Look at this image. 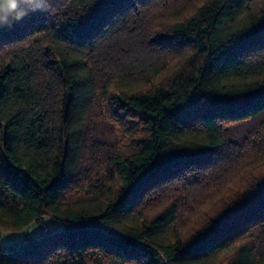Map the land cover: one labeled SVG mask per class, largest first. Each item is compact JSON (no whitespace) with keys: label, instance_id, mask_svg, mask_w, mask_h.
<instances>
[{"label":"trees","instance_id":"1","mask_svg":"<svg viewBox=\"0 0 264 264\" xmlns=\"http://www.w3.org/2000/svg\"><path fill=\"white\" fill-rule=\"evenodd\" d=\"M44 216L0 264H264V0H51L0 29V232Z\"/></svg>","mask_w":264,"mask_h":264},{"label":"rangeland","instance_id":"2","mask_svg":"<svg viewBox=\"0 0 264 264\" xmlns=\"http://www.w3.org/2000/svg\"><path fill=\"white\" fill-rule=\"evenodd\" d=\"M242 130H243L242 128H239L238 132L241 133ZM94 134H95V137H93V140H94L93 147L97 145L99 142L101 143L106 142V140H102L105 137L103 126L101 127V129L96 128ZM93 170L96 176H100L101 164L98 163V166L94 167ZM204 208L210 209V213H216L220 209L218 205H213L208 208L207 207H204ZM45 217L46 218H43V219L41 218V221L39 220L40 222H37V225L39 228L37 227V230L34 231V234L37 237L41 236L40 234L42 233V231L43 233L48 234V233L56 232L63 227V223L61 221H55L49 216H45ZM44 227H47V230H45ZM29 229H31V227ZM27 238L28 237L24 229L17 230V231H1L0 232V245H4L12 241H24ZM160 264H164V263L161 262Z\"/></svg>","mask_w":264,"mask_h":264},{"label":"clouds","instance_id":"3","mask_svg":"<svg viewBox=\"0 0 264 264\" xmlns=\"http://www.w3.org/2000/svg\"><path fill=\"white\" fill-rule=\"evenodd\" d=\"M51 0H0V29H11L36 11H50Z\"/></svg>","mask_w":264,"mask_h":264},{"label":"crops","instance_id":"4","mask_svg":"<svg viewBox=\"0 0 264 264\" xmlns=\"http://www.w3.org/2000/svg\"><path fill=\"white\" fill-rule=\"evenodd\" d=\"M43 218H46V217L44 216V217H42V219ZM40 221H38V222H40ZM30 227H31V229H29ZM37 227H38L37 222H33V223H31L30 225H28L27 227H25L23 229L25 230V233H26L27 237H37L34 234V231L37 230ZM44 234L45 233H43V231H42V233L40 235L43 236Z\"/></svg>","mask_w":264,"mask_h":264},{"label":"built area","instance_id":"5","mask_svg":"<svg viewBox=\"0 0 264 264\" xmlns=\"http://www.w3.org/2000/svg\"><path fill=\"white\" fill-rule=\"evenodd\" d=\"M45 230H47V227H44Z\"/></svg>","mask_w":264,"mask_h":264}]
</instances>
